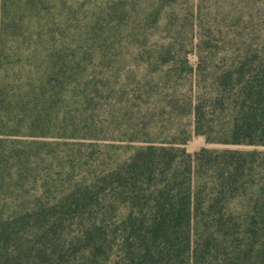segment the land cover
Returning <instances> with one entry per match:
<instances>
[{
	"label": "trees",
	"instance_id": "16d2710c",
	"mask_svg": "<svg viewBox=\"0 0 264 264\" xmlns=\"http://www.w3.org/2000/svg\"><path fill=\"white\" fill-rule=\"evenodd\" d=\"M14 2L0 264H264V151L192 154L184 122L210 144L264 147V44H215L196 0H100L82 26L48 14L32 47L18 23L51 3Z\"/></svg>",
	"mask_w": 264,
	"mask_h": 264
},
{
	"label": "rangeland",
	"instance_id": "374dc122",
	"mask_svg": "<svg viewBox=\"0 0 264 264\" xmlns=\"http://www.w3.org/2000/svg\"><path fill=\"white\" fill-rule=\"evenodd\" d=\"M14 1L19 3L20 10L24 8L22 5L25 0H1L0 2V25L2 26L1 20L3 19L6 8H11L15 12L16 6ZM12 2H14L12 4ZM51 4L43 7L42 13H36L32 11L29 13L23 22L20 21L19 26H22L27 32H32L31 42L32 47L35 46H46L48 39L46 37L39 36V33L46 32V26L48 23L47 18L50 15L58 14L62 15V23H66L65 19L68 17V13L74 12L79 17V24H86L81 21L85 15L93 12L94 7L100 3V0H49ZM199 6V12H196V16L199 17V24L203 33H207L210 39L219 46H227V48H241L244 44L255 43L264 44V0H196ZM181 4L178 5L179 9ZM201 10V11H200ZM17 11V10H16ZM14 14V13H13ZM46 16V19L40 20L42 16ZM20 18V17H18ZM20 20V19H18ZM187 29V27H186ZM200 29V30H201ZM6 43V42H5ZM21 43V42H20ZM0 43V51L2 49ZM231 52V50H229ZM232 51V52H237ZM229 52V53H230ZM21 58L25 59L27 56L26 52L21 53ZM220 58V57H218ZM217 58V59H218ZM196 61V58H193ZM224 64L223 60L218 59L214 63V67L219 68ZM221 68V67H220ZM186 128L191 132V140L185 146L187 151L194 154L203 148H209L213 150H240V151H253L260 150L264 151V147H253V146H226L222 144H210L207 143L205 137L197 136L194 133V120L193 117H187L184 120ZM126 154H123L125 156Z\"/></svg>",
	"mask_w": 264,
	"mask_h": 264
}]
</instances>
